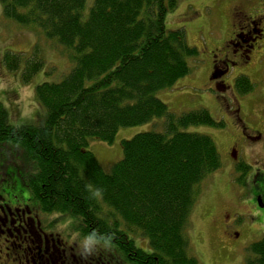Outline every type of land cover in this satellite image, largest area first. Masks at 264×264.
Instances as JSON below:
<instances>
[{"label":"trees","instance_id":"trees-1","mask_svg":"<svg viewBox=\"0 0 264 264\" xmlns=\"http://www.w3.org/2000/svg\"><path fill=\"white\" fill-rule=\"evenodd\" d=\"M0 1L8 20L56 42L74 63L62 81L36 88L47 112L43 125H10L0 103V145L23 150L41 209L80 219L84 237L116 245L136 264H200L189 254L187 229L204 181L223 163L210 136L184 130L225 122L207 109L178 115L157 97L191 73L188 59L198 55L184 29L166 26L180 0H96L87 15L88 0ZM34 49L25 59V83L44 67ZM21 61L5 54L10 71ZM236 86L246 95L256 85L241 75ZM156 118L165 119L164 133L125 140L124 157L110 173L87 150L92 139L113 143L121 128ZM128 233L147 238L152 252ZM249 254L247 264H264V239Z\"/></svg>","mask_w":264,"mask_h":264},{"label":"rangeland","instance_id":"rangeland-1","mask_svg":"<svg viewBox=\"0 0 264 264\" xmlns=\"http://www.w3.org/2000/svg\"><path fill=\"white\" fill-rule=\"evenodd\" d=\"M95 1L88 0L86 15ZM234 1L180 0L177 8L166 17L167 29H184L188 44L198 50V55L188 59L191 73L180 79L172 89L159 91L157 97L178 115L207 109L216 121L224 120L226 124L223 128L201 125L184 130L187 133L210 136L218 146L223 163L219 170L204 181L201 195L191 215L190 227L187 229L189 254L200 264H247L250 246L264 239V208L260 206L259 200L255 203L248 202L249 200L238 202L234 191H231L230 164L234 155L229 154V151L232 149L233 140L239 139L241 135L234 122L228 119V112L222 114L221 110L226 104L209 85L214 49L223 47L234 32ZM248 12H253V9L248 8ZM36 46L44 60V67L30 82L25 83L22 77L25 59L35 51ZM7 52L22 58L18 70L10 71L5 66L4 57ZM261 56L263 60L259 66L254 64L248 70L238 68L232 75L234 82L240 75L248 76L256 85L254 91L246 95L237 91L235 94L227 92L229 101H232L235 108L240 105L245 113L255 112L260 117L259 113H264V47ZM258 58L256 56L255 60ZM73 67L74 63L62 46L39 35L36 29L21 27L8 20L4 16L0 1V103L7 112L10 125H43L47 112L36 99V88L44 82L62 81ZM258 121L262 124L264 119L261 117ZM164 124V118H156L142 125L121 128L113 143L92 139L87 150L110 173L114 165L124 157L125 140L145 132L164 133ZM31 174V164L27 163L22 149L11 143L0 145V204L29 205L34 212L40 214L45 233L54 235L49 237L50 242L52 239L62 240V245L70 246L72 253L89 254V261L93 256L102 254L105 262L100 264H136L125 258L123 251L116 245L84 237L78 230L80 219L43 211L29 188L28 177ZM233 212H238L239 215L231 220L227 227L229 230L226 231L227 223L222 215ZM13 234L17 236L14 231ZM128 234L137 247L147 253L152 252L147 238L140 233ZM2 237V241H11L3 245V252L13 255L17 249L8 251L7 248L12 243H17L16 239L7 235ZM9 261L6 253L0 254V264H13Z\"/></svg>","mask_w":264,"mask_h":264},{"label":"flooded vegetation","instance_id":"flooded-vegetation-1","mask_svg":"<svg viewBox=\"0 0 264 264\" xmlns=\"http://www.w3.org/2000/svg\"><path fill=\"white\" fill-rule=\"evenodd\" d=\"M248 8H252L253 12L247 13ZM232 15L234 32L223 47L214 49L209 85L226 104L221 110L222 114L228 112V119L234 122L241 135L239 139L233 140L232 149L229 151V154L234 155L230 164L231 191H234L238 202L249 200L248 202L255 203L256 200H261L264 204V122L260 124L258 121L261 117L264 119V113H259L261 117L255 112L247 114L240 105L235 108L227 96L228 91L238 93L236 84L241 75L235 82L232 76L238 68L248 70L254 64L259 66L262 63L264 0H235ZM256 56H259L257 60ZM237 215L238 212L222 215L227 223L226 231L229 230L227 227L231 220ZM4 235L17 241L7 248L8 251L17 249L13 255L7 251L3 252V245L11 243L9 239L2 241ZM49 237L54 235L45 233L40 214L34 212L29 205L0 204V254L6 253L13 264L105 262L102 254L93 256L89 261V254L72 253V248L62 245V240L52 239L50 242Z\"/></svg>","mask_w":264,"mask_h":264},{"label":"water","instance_id":"water-1","mask_svg":"<svg viewBox=\"0 0 264 264\" xmlns=\"http://www.w3.org/2000/svg\"><path fill=\"white\" fill-rule=\"evenodd\" d=\"M259 203H260V206H261L262 208H264V204H263V202H262L261 200H259Z\"/></svg>","mask_w":264,"mask_h":264},{"label":"bare ground","instance_id":"bare-ground-1","mask_svg":"<svg viewBox=\"0 0 264 264\" xmlns=\"http://www.w3.org/2000/svg\"><path fill=\"white\" fill-rule=\"evenodd\" d=\"M135 245V244H134Z\"/></svg>","mask_w":264,"mask_h":264}]
</instances>
